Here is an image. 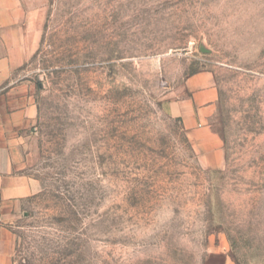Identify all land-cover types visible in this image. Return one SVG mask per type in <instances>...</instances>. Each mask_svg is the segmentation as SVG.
<instances>
[{"label": "rangeland", "instance_id": "obj_1", "mask_svg": "<svg viewBox=\"0 0 264 264\" xmlns=\"http://www.w3.org/2000/svg\"><path fill=\"white\" fill-rule=\"evenodd\" d=\"M39 2L8 264H264V0ZM196 77L218 151L168 114Z\"/></svg>", "mask_w": 264, "mask_h": 264}, {"label": "crops", "instance_id": "obj_2", "mask_svg": "<svg viewBox=\"0 0 264 264\" xmlns=\"http://www.w3.org/2000/svg\"><path fill=\"white\" fill-rule=\"evenodd\" d=\"M39 5V0H0V264H8L13 251L9 225L37 192L36 181L24 172L37 108L32 87L22 73L40 45ZM202 79L187 81L185 87L193 98L171 103L168 114L182 119L196 149L202 151L209 144L218 151V138L203 126L207 110L203 104L213 99V89Z\"/></svg>", "mask_w": 264, "mask_h": 264}]
</instances>
